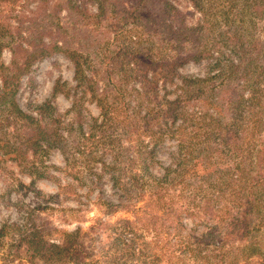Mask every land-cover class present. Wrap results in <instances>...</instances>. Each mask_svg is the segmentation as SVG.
<instances>
[{
  "label": "trees",
  "instance_id": "obj_1",
  "mask_svg": "<svg viewBox=\"0 0 264 264\" xmlns=\"http://www.w3.org/2000/svg\"><path fill=\"white\" fill-rule=\"evenodd\" d=\"M20 1L0 0V6ZM35 1L42 16L59 21L66 10L74 23L62 37L46 32L56 24L49 21L33 33L35 40L19 34L11 42V62L0 65V106L23 124L18 143L0 148L34 168L31 158L45 143L63 144L76 178L99 190L95 204L107 206L108 215L131 217L67 232L29 215L25 224L0 227V252L8 249L18 264H264V247L252 240L264 230V145H257L259 134L248 135L264 107V0H190L215 18L196 24L172 0H98L96 14L78 0ZM7 19L3 38L15 34ZM129 24L143 39L105 50ZM229 48L235 58L227 60ZM57 53L74 64L77 83L75 115L61 134L62 120L48 118L49 103L36 115L16 97L33 65ZM211 60L217 73L209 79L181 73L185 65ZM142 79L163 80L176 96L144 100V88L135 87ZM78 90L95 102L99 116L86 122ZM167 142L170 162L157 170L158 150ZM106 180L116 203L104 198Z\"/></svg>",
  "mask_w": 264,
  "mask_h": 264
},
{
  "label": "rangeland",
  "instance_id": "obj_2",
  "mask_svg": "<svg viewBox=\"0 0 264 264\" xmlns=\"http://www.w3.org/2000/svg\"><path fill=\"white\" fill-rule=\"evenodd\" d=\"M49 3V5L56 4L57 0H50ZM172 3L187 14L186 19L191 24L209 21L215 23L214 17L211 15L203 16L190 0H172ZM38 4L39 2L35 0H22L17 4L4 3L0 6V28L1 23L9 17L7 23L11 25V31L15 33L12 37L9 34L7 36V33H4L7 37L0 36V65L8 66L10 64L11 53L9 47L11 42L20 39L19 34L23 37L32 36L35 40L33 33L41 31L43 27L49 24V21H55V26L49 27L46 32H52L57 34L58 37H62L64 32L69 30V26L74 23L72 19H69L66 10L60 13L59 21L54 17L48 19L46 16H42L43 13L38 10ZM77 4L86 7L92 14L98 13V0H78ZM18 28L21 30L20 33L17 30ZM139 32L140 28L137 25L129 24L104 49L116 51L117 47L125 46L129 43L128 41H136L138 36L143 39L141 33L138 35ZM48 40L49 38L46 37L45 41ZM223 52L227 60L234 57V53L231 52L230 48L225 49ZM226 59L225 63L230 65V61L228 62ZM232 63L234 64L235 61ZM214 65L215 62L212 60L196 64L191 63L185 65L181 69V73L199 79H209L217 73ZM84 69L87 71L86 65H84ZM144 81L142 79L140 83L135 84V87L140 91H142V87L146 91V93L144 92V98L142 97L144 100L155 99L156 96L159 100L166 101L172 100L176 96L173 87L163 84V80L153 84H145ZM76 85L74 64L63 54L57 53L33 65L30 73L22 79L16 97L21 109L36 115H38L39 107L49 103L53 110L48 118L52 116L55 120H62L63 130L58 131L61 134L67 129L68 122L75 115L72 105L77 101L75 100L77 96H75L72 89ZM78 93V97L81 98L80 102L84 105L82 111H84L86 122L91 119L90 117L99 116V110L95 102L88 96H84L80 90H78ZM6 108L0 106V144H17L19 141L18 134L23 122L15 118V113L9 106ZM252 120L256 123V126L248 132V135L251 133L259 134L257 145L262 146L264 145V107L260 108L258 114ZM84 130L90 132L88 124L85 125ZM66 134H68V137L73 138L75 132L72 134L64 133V136ZM171 144V142H167L164 144L166 146L163 145L158 150L156 159L160 164L156 165L157 170L166 167L170 162L169 155L173 151V145ZM62 147L63 144H59L57 141L45 143L38 156H32L31 158L35 161L34 168H30L24 162L19 165V162L10 160L0 148V227L6 224L12 226L25 224L29 222L28 216L32 215L35 216L34 221L37 224H42L43 221L50 219L58 229L72 232L77 227L86 230L99 219L114 224L117 221L131 217V214L125 211L108 215L105 213L107 206L102 205V208H100L98 204H95V201L98 200L99 190L91 188L86 180L80 182L76 178L72 169L67 166L69 163L67 157L61 152ZM97 166H99V163H97ZM80 171H84L83 167ZM111 187L112 183L106 180V184L102 186L105 193L104 198L116 203L115 189ZM81 217H84V220H81ZM186 225L189 228L193 226L191 221H186ZM252 240L256 246L264 247V230L256 231ZM9 262H11L10 264H18V261L12 262V255H10L8 249L6 252L1 251L0 264Z\"/></svg>",
  "mask_w": 264,
  "mask_h": 264
}]
</instances>
